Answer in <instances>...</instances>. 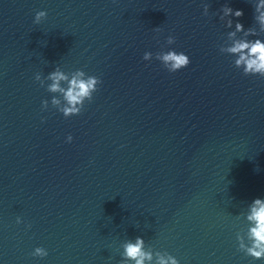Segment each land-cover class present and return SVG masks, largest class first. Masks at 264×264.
Returning <instances> with one entry per match:
<instances>
[{
  "label": "clouds",
  "instance_id": "obj_1",
  "mask_svg": "<svg viewBox=\"0 0 264 264\" xmlns=\"http://www.w3.org/2000/svg\"><path fill=\"white\" fill-rule=\"evenodd\" d=\"M221 11L223 15L220 16L222 21H225V17H230L225 22V26L229 29L233 27V19L240 18L243 16V10H233L227 4H225ZM208 13V6H204V14ZM42 16H47L46 11H40L36 13L34 23H39ZM254 20L258 21L259 24L264 28V0H257L255 3V14ZM236 32H243L245 35L255 36V30L249 27L244 28V25L240 22L235 23V31L230 32L229 35L234 36ZM172 37L169 38V42L172 41ZM230 53L239 54V59L235 61L237 66L243 65L244 73L251 75H260L264 77V42L259 38L254 41L251 40H237L234 45L228 48ZM150 53H144L143 59L148 60ZM158 59H162L165 68L169 72H177L183 68H186L190 63V58L184 52H177L176 50H170L164 53ZM78 76H83V73H78ZM49 78L53 81L49 85V90L52 92L63 91L65 99L68 102L69 107L62 109V113L65 118L79 115L83 110V100L87 98L90 102L93 99V93L98 90L97 84H101L102 81L98 77H89L87 80L78 79L77 76L68 81V88L66 91L60 88L59 82L61 80L67 81L68 78L59 71H52ZM39 80V77H36ZM53 103H57L53 100ZM47 102L42 101V108L46 106ZM80 104L81 107L75 105ZM68 141L72 140L71 135L67 137ZM255 205L252 208V214L248 217L249 220L255 221V226L250 229V238L253 240L252 247L247 248V253L256 259H264V202L261 199H255L253 201ZM30 227V225H29ZM144 240L142 237H137L135 243H128L125 246V255L127 258L135 260V264H144V260H151L152 256L150 253L142 251ZM34 256L39 255L40 257H46L48 252L40 247H37L33 253ZM179 264V261L169 254L168 259L163 256L159 257V264Z\"/></svg>",
  "mask_w": 264,
  "mask_h": 264
}]
</instances>
